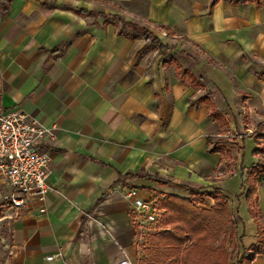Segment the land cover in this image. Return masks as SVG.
Masks as SVG:
<instances>
[{
    "label": "crops",
    "instance_id": "1",
    "mask_svg": "<svg viewBox=\"0 0 264 264\" xmlns=\"http://www.w3.org/2000/svg\"><path fill=\"white\" fill-rule=\"evenodd\" d=\"M13 109L54 139L39 145L41 203L4 207L0 175V264H138L147 237L137 245L125 194L150 201L158 182L176 196L217 192L232 210L242 201L255 226L241 178L264 164V0H0V110ZM206 138L237 146L228 166ZM255 209L264 226V201Z\"/></svg>",
    "mask_w": 264,
    "mask_h": 264
},
{
    "label": "trees",
    "instance_id": "2",
    "mask_svg": "<svg viewBox=\"0 0 264 264\" xmlns=\"http://www.w3.org/2000/svg\"><path fill=\"white\" fill-rule=\"evenodd\" d=\"M123 25L131 30L141 31L144 38L157 43L144 29L130 23ZM176 70L177 76L187 82L191 88L199 87L197 80L188 72L179 68ZM202 103L208 106L206 98L203 97L194 102V104ZM209 118L220 121L217 114H210ZM257 139H262L264 142V135H260ZM206 141L209 145V153H218L220 161L225 160V166H228V162L232 160V154L238 152L237 146L227 140L206 138ZM258 151L264 154V147ZM243 175L246 184L243 198L248 207L247 212L256 226V238L253 244L243 247L240 244L241 235L236 236L235 231L228 230L232 222V214L236 217L237 210H231L223 197L217 192L212 196L190 191V198L169 195L156 202L157 210L161 211L159 227L156 228L159 232L147 237L149 240L144 258L140 259L138 264H232L233 260V264H251L255 257L262 256L264 226L256 220L255 188L257 183L264 181V164L247 169ZM192 197H198L202 201L206 197L211 198L213 203L205 208L201 205L202 201H199L198 205L191 201Z\"/></svg>",
    "mask_w": 264,
    "mask_h": 264
},
{
    "label": "built area",
    "instance_id": "3",
    "mask_svg": "<svg viewBox=\"0 0 264 264\" xmlns=\"http://www.w3.org/2000/svg\"><path fill=\"white\" fill-rule=\"evenodd\" d=\"M46 139H54L53 127H44L16 109L0 110V175L8 188L1 198L4 207L20 210L28 201H43L49 190L45 183L48 157L39 145ZM125 198L131 202L137 245L141 246L149 235L147 230L157 223L159 212L153 202L143 200L133 191L127 192ZM119 264L131 263L123 259Z\"/></svg>",
    "mask_w": 264,
    "mask_h": 264
},
{
    "label": "rangeland",
    "instance_id": "4",
    "mask_svg": "<svg viewBox=\"0 0 264 264\" xmlns=\"http://www.w3.org/2000/svg\"><path fill=\"white\" fill-rule=\"evenodd\" d=\"M110 17H107V19ZM113 18V17H112ZM124 32H134L140 36H142V32L141 31H137V30H131L129 28H122ZM253 128H251L252 130ZM234 136V137H233ZM237 136L235 135H231V137H227V140H233L234 142H236V144H238V139L236 138ZM254 148V143L252 140L244 138L243 142H242V149L241 151V157H240V163L242 165V167H249L250 163L252 162V150ZM261 163H264V156L261 157L260 160ZM240 181V180H239ZM159 184H157V186L155 187L154 191L152 192L153 194L151 195V199L150 201H153V203L156 206V202L160 201L162 199H165L167 196L173 194V190H170L167 187H163L161 186V182H158ZM258 184H256V190H255V197H256V201L259 204L260 202L262 203L264 201V192L262 189H259V187L257 186ZM241 187H243V192L246 189V184L244 182V179L241 178ZM242 192V193H243ZM177 193V192H175ZM210 194L212 196H214V194H216L215 192H210ZM178 197L181 198H190L189 194H180L177 193ZM185 196V197H184ZM211 198H204L203 201L200 200L198 197H192V199H190L191 201H193L195 204H199V201H202V206L206 207H210L212 205L213 202L208 201ZM236 205V209L238 214H240L241 217H243V219H238L235 216H233L232 214V222L229 224L228 226V230H232L235 231L236 236H239L240 234L242 235V239H240V244L243 247H248L249 245L253 244V242L255 241V226L253 225V223L251 222L250 218H247L246 215V209H245V205L242 201H240V204H235ZM232 210V208H230ZM159 212V219L157 221V223L153 226H151L147 231H149V235H147V237L153 235L156 232H159V230H157L156 228L159 227V223H160V215H161V211L158 210ZM231 213H233L231 211ZM149 240V238H148ZM148 240H147V244H148ZM236 255H238V253H236ZM234 263V260L232 261V264Z\"/></svg>",
    "mask_w": 264,
    "mask_h": 264
}]
</instances>
